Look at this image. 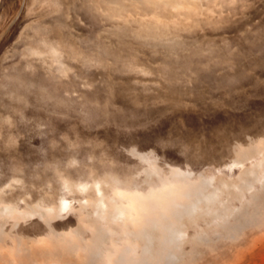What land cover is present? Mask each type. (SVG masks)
I'll use <instances>...</instances> for the list:
<instances>
[{
	"label": "rangeland",
	"instance_id": "374dc122",
	"mask_svg": "<svg viewBox=\"0 0 264 264\" xmlns=\"http://www.w3.org/2000/svg\"><path fill=\"white\" fill-rule=\"evenodd\" d=\"M179 2L0 0V264H264V0Z\"/></svg>",
	"mask_w": 264,
	"mask_h": 264
},
{
	"label": "bare ground",
	"instance_id": "6f19581e",
	"mask_svg": "<svg viewBox=\"0 0 264 264\" xmlns=\"http://www.w3.org/2000/svg\"><path fill=\"white\" fill-rule=\"evenodd\" d=\"M187 1H188V2H192L193 0H192V1H191V0H186V3H187ZM200 1H202V0H200ZM181 2H182V5H183V3H184L183 0H181ZM181 2H179V3H181ZM197 2H199V1H197ZM197 2H196V3H197ZM199 3H200V2H199ZM186 5L188 6L189 3L186 4ZM191 5L195 6L196 4H193V2H192ZM175 6H176V5H175ZM177 6H178V5H177ZM184 6H185V4H184L183 6H178V7H183V8H185L184 11L187 12V10H186V7H187V6H186V7H184ZM183 8H182V9H183ZM196 8H197V7H196ZM194 9H195V8H194ZM192 10H193V9H192ZM192 10H191V11H192ZM188 11H190V10H188Z\"/></svg>",
	"mask_w": 264,
	"mask_h": 264
}]
</instances>
